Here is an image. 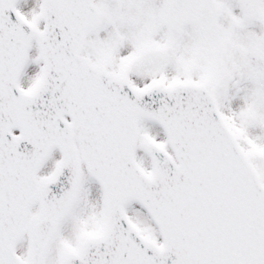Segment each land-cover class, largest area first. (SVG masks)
<instances>
[{
  "label": "snow or ice",
  "instance_id": "obj_1",
  "mask_svg": "<svg viewBox=\"0 0 264 264\" xmlns=\"http://www.w3.org/2000/svg\"><path fill=\"white\" fill-rule=\"evenodd\" d=\"M0 264H264V0H0Z\"/></svg>",
  "mask_w": 264,
  "mask_h": 264
}]
</instances>
